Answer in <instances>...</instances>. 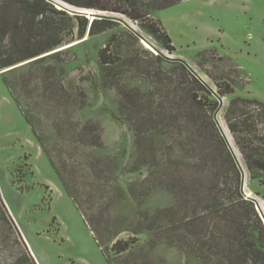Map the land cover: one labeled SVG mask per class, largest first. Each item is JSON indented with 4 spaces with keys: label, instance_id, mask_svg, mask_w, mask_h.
Segmentation results:
<instances>
[{
    "label": "rangeland",
    "instance_id": "obj_1",
    "mask_svg": "<svg viewBox=\"0 0 264 264\" xmlns=\"http://www.w3.org/2000/svg\"><path fill=\"white\" fill-rule=\"evenodd\" d=\"M109 1L128 11L144 9L147 19L138 21L111 14L222 92L219 120L245 168V191L264 211V173L252 178L240 151L264 158V0H184L164 9L163 0ZM0 13L14 15L15 8L0 0ZM148 19L160 22L173 52L148 32ZM48 22L72 35L49 52L0 68V264H195L176 247H148L153 234L141 230L149 223L146 215L174 207L166 225L181 236V225L203 204L187 198L178 206L176 196L156 184L165 179H158L154 166L132 172L134 159L143 163L150 153L137 152L129 127L132 119L149 115V149L157 160L193 164L190 154L180 152L179 142L186 140L175 128L192 110L186 106L189 71L157 59L120 22L93 35L87 28L82 36L75 19L48 14ZM105 48L108 65L98 57ZM12 52L10 42L0 40V59ZM119 91L137 103L121 108ZM201 102L193 113L203 125L205 114L215 111ZM176 105L181 108L173 110ZM229 121L237 124L235 132ZM210 193L217 194L213 188ZM130 237L137 243L117 255L113 243Z\"/></svg>",
    "mask_w": 264,
    "mask_h": 264
},
{
    "label": "trees",
    "instance_id": "obj_2",
    "mask_svg": "<svg viewBox=\"0 0 264 264\" xmlns=\"http://www.w3.org/2000/svg\"><path fill=\"white\" fill-rule=\"evenodd\" d=\"M3 1L11 3L15 8V13L14 15L0 13V40H8L13 51L0 59V68H6L49 52L60 46L67 36L72 35L71 30L67 31V29L58 26L53 27L48 22V14L60 17L61 21L75 19L78 23L80 22L81 28H78L80 36L88 28V20L85 17L70 16L67 12L58 10L45 0ZM62 1L75 8L122 14L133 21L147 19L144 9L136 7L133 11H128L109 0ZM163 1L165 3L162 9L184 0ZM147 21L150 22L152 28L148 32L154 36L158 34L160 36L158 40L163 48L173 52L175 49L171 39L160 22L153 19ZM112 23L109 20H93L89 26V34L100 32ZM41 25L43 26L39 28ZM107 51L108 49L105 48L98 53L99 60L103 65L110 64ZM157 59H161V57L157 56ZM169 63L173 64L174 62ZM187 75L191 83L187 90L186 106L188 110H192L183 116L182 124L176 125L175 128L178 131L177 135L183 133L186 140L179 142L180 152L190 154V159L195 160L194 163L183 164L178 159L171 161L158 158L157 160L155 151L149 149L154 132L150 125L153 120L147 115L149 119H132L129 127L133 132L135 149L138 153L142 150L143 154L150 153V159L148 161L144 159L143 163H139L135 158L131 170L135 172L142 166L150 168L154 166L159 171H157L158 179L159 177L165 179V181H155L156 184L175 195L177 203L179 201L178 206L184 207L187 198L200 201L203 204L199 207L201 213H191V216L180 227L183 232L181 236L173 233V226L166 225L171 222L172 218L169 212L175 216L178 211L174 207L159 209L152 216L146 215L144 222L149 223H143L141 230L153 234L151 237L153 239L148 244L149 248L159 243L176 247L183 256L193 259L195 264H264V225L253 203L246 200L240 193V172L216 128L212 114H205L202 125L193 113V108L202 105L201 100L204 102V107L212 112L216 110L218 101L192 74L187 73ZM4 84L10 88L9 83L5 81ZM195 90L201 92V95H197ZM189 92H193L190 97ZM216 92L223 97L220 90ZM119 94L121 108L127 102L137 103L134 99H130L128 92L119 91ZM16 103L18 105L17 100ZM179 108L181 107L176 105L173 110ZM121 121L124 123L125 120ZM236 127V123L229 121V128L232 132H235ZM147 133H149L148 137L150 136V140L148 138L150 145L144 138ZM240 151L252 178H255L257 172L264 173V158L262 156L255 159L252 151L246 152L243 147L240 148ZM149 160H151L150 163H148ZM212 188L217 192L216 195H211ZM132 234H136V232ZM137 240L136 237L116 240L112 245L113 251L117 255L128 253ZM15 264L22 263L17 261Z\"/></svg>",
    "mask_w": 264,
    "mask_h": 264
},
{
    "label": "water",
    "instance_id": "obj_3",
    "mask_svg": "<svg viewBox=\"0 0 264 264\" xmlns=\"http://www.w3.org/2000/svg\"><path fill=\"white\" fill-rule=\"evenodd\" d=\"M45 1L48 2L49 4L53 5L58 10L68 11L72 15L85 17L88 20V31H89V26L93 20H109V21H113V22L122 23L128 30H130L142 42H144L149 47H151L158 56H160V57H162L168 61H171V62L181 63L189 71V73L192 74L211 93V95L218 101V107L215 110V112L213 113L212 118H213V121L216 125V128H217L220 136L224 140L225 145H226L228 151L230 152V154L234 160L236 167L238 168V170L240 172V193L246 200L253 203V205H254V207H255V209H256V211H257V213H258V215H259V217L262 220V223L264 225L263 207H262L260 201L256 197L249 196L247 194V192L245 191V179H246L245 168L241 164V162H240V160H239V158L235 152V149L233 148V146H232V144H231L220 120H219V117H218L219 112L221 111L223 104H224L223 97L219 96L218 93L215 91V89L209 83H207V81H205V79H203L201 77V75L199 73H197V71L191 65H189V63H187L184 59L179 58V57H172L170 55L164 54L159 49H157L153 45H151V43L139 31H137V29H135L133 26L129 25L127 22H125L120 17H117L116 15H112L111 12H107V14H104V11H96V10L80 9V8H67L59 0H45ZM8 70H10V69H8Z\"/></svg>",
    "mask_w": 264,
    "mask_h": 264
},
{
    "label": "bare ground",
    "instance_id": "obj_4",
    "mask_svg": "<svg viewBox=\"0 0 264 264\" xmlns=\"http://www.w3.org/2000/svg\"><path fill=\"white\" fill-rule=\"evenodd\" d=\"M130 25V24H129ZM151 43V42H150ZM145 45H147V44H145ZM152 45V44H151ZM156 48V47H155ZM248 194V193H247ZM249 196H252V195H250V194H248Z\"/></svg>",
    "mask_w": 264,
    "mask_h": 264
}]
</instances>
